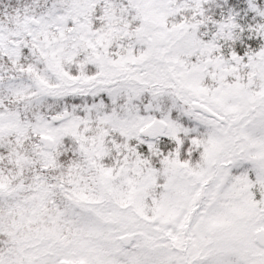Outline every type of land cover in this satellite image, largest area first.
Returning a JSON list of instances; mask_svg holds the SVG:
<instances>
[{
	"label": "snow or ice",
	"instance_id": "1",
	"mask_svg": "<svg viewBox=\"0 0 264 264\" xmlns=\"http://www.w3.org/2000/svg\"><path fill=\"white\" fill-rule=\"evenodd\" d=\"M0 264H264V0H0Z\"/></svg>",
	"mask_w": 264,
	"mask_h": 264
}]
</instances>
